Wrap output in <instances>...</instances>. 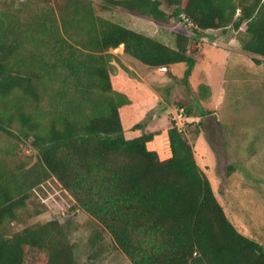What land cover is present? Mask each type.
<instances>
[{"label": "trees", "instance_id": "1", "mask_svg": "<svg viewBox=\"0 0 264 264\" xmlns=\"http://www.w3.org/2000/svg\"><path fill=\"white\" fill-rule=\"evenodd\" d=\"M41 1L45 10L26 22L7 6L0 11V131L31 139L38 155L32 166L0 156V264H77L70 224L14 231L33 215L28 203L50 178L132 264H264V245L228 219L184 131L172 123L165 160L148 147L154 133L126 138L129 101L114 90L109 68L117 59L110 50L123 46L150 69L186 64L187 83L202 40L228 28L261 65L264 0H100L101 11L121 8L162 25L184 15L195 27L174 33L173 47L98 16L90 0ZM33 30L45 32L41 41L31 39ZM184 114L192 116L188 108ZM15 122L19 135L10 129Z\"/></svg>", "mask_w": 264, "mask_h": 264}, {"label": "rangeland", "instance_id": "2", "mask_svg": "<svg viewBox=\"0 0 264 264\" xmlns=\"http://www.w3.org/2000/svg\"><path fill=\"white\" fill-rule=\"evenodd\" d=\"M20 1L0 0V11L7 6L26 22L35 13L42 14L41 10L46 7L41 0L25 6ZM90 1L98 16L171 47L174 33L190 34L193 30L178 21L162 25L121 8L101 11L100 0ZM55 15L58 18L56 11ZM31 33V39L36 41H41L45 34L34 30ZM209 33L207 40H202V59L187 83L184 80L186 64L162 72L125 55L124 47L110 50L117 57L109 62L114 90L129 101L122 109L125 136L134 139L145 133L158 135L148 147L165 160L171 157L167 134L177 113H185L188 108L194 118H202L200 124L194 118L177 123L189 134L196 161L210 180L228 219L241 234L264 245V60L256 65V56L234 51L233 43L236 48H241V43L232 28ZM221 36H236L237 40L231 38L232 43L228 45L220 41ZM34 49V43L29 45V50ZM213 115L224 130L217 127ZM10 127L19 135L20 124L15 122ZM0 156L14 165L32 166L38 161L31 139L19 141L2 131ZM28 208L33 215L15 224V232L58 220L72 226L77 264H132L107 231L99 228L82 209H75L73 198L55 178L34 192ZM37 211L39 214L34 215Z\"/></svg>", "mask_w": 264, "mask_h": 264}, {"label": "crops", "instance_id": "3", "mask_svg": "<svg viewBox=\"0 0 264 264\" xmlns=\"http://www.w3.org/2000/svg\"><path fill=\"white\" fill-rule=\"evenodd\" d=\"M224 31V30H223ZM233 33L234 34H236L237 35V32L233 29ZM210 34V33H209ZM207 35V37H209L210 35ZM207 37L206 38H204L203 39V41H206L207 40ZM235 37V39L237 40V37L236 36H232V37H223V36H221L219 39H220V41L222 42V43H225V44H230V43H232L231 41H232V39L231 38H234ZM235 39L233 40V42H235ZM215 44H216V42H215ZM121 47H123V46H121ZM233 49H234V51L237 49V53L238 52H244V51H242L241 50V48H236L235 47V45H234V43H233ZM232 50H229L228 52H231ZM229 54V53H228ZM234 54H235V52H234ZM205 57H206V55H205ZM233 64H234V66H235V55H234V57H233ZM182 71H184V70H182ZM169 72V71H168ZM182 73V72H181ZM184 73H185V71H184ZM176 79V78H175ZM174 82H176V81H174ZM177 113V112H176ZM213 117L215 118V124L217 125V127L218 128H220V129H222V130H224L223 128H221V126L219 125V122H218V120H217V118H216V116L215 115H213ZM192 118H194L193 117V115L191 116V117H186V119L188 120V121H190ZM195 120H197V124L199 123V121L200 120H202V118H194ZM193 119V120H194ZM200 124V123H199ZM158 137V135L156 136L155 135V138H154V140L156 139ZM187 137H188V139H189V134L187 135ZM167 138H168V134H167ZM154 140L152 141V143L154 142ZM168 142H169V139H168ZM170 145V144H169ZM202 151V150H201ZM200 151V152H201ZM210 181V180H209Z\"/></svg>", "mask_w": 264, "mask_h": 264}, {"label": "built area", "instance_id": "4", "mask_svg": "<svg viewBox=\"0 0 264 264\" xmlns=\"http://www.w3.org/2000/svg\"><path fill=\"white\" fill-rule=\"evenodd\" d=\"M181 19H182V24L185 26V27H188V28H190V29H194V24L191 22V21H189L184 15L183 16H181ZM160 71H162V72H167V68L166 67H162V68H160ZM176 118H174V120H173V122L175 123V126L179 129V130H181L182 131V127H180V124L179 123H177V121L178 122H185L187 119H186V117H185V114H184V112H182V111H180V112H178L177 113V115L175 116ZM163 160V159H162Z\"/></svg>", "mask_w": 264, "mask_h": 264}]
</instances>
